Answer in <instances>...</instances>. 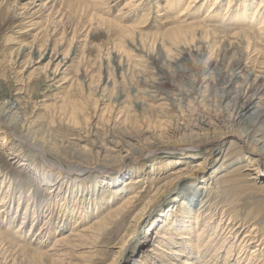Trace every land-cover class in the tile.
I'll return each instance as SVG.
<instances>
[{
    "label": "rangeland",
    "instance_id": "rangeland-1",
    "mask_svg": "<svg viewBox=\"0 0 264 264\" xmlns=\"http://www.w3.org/2000/svg\"><path fill=\"white\" fill-rule=\"evenodd\" d=\"M228 1L181 17L189 0H0V83L17 98L15 129L0 122V264H110L150 198L117 264H264V174L250 180L264 122L241 123L234 99L264 82V38L236 13L221 22ZM26 213L50 231L42 248L29 228L15 236Z\"/></svg>",
    "mask_w": 264,
    "mask_h": 264
},
{
    "label": "bare ground",
    "instance_id": "bare-ground-1",
    "mask_svg": "<svg viewBox=\"0 0 264 264\" xmlns=\"http://www.w3.org/2000/svg\"><path fill=\"white\" fill-rule=\"evenodd\" d=\"M132 2H135V0H131ZM169 1H174V0H169ZM205 0H189V4L187 5V8L186 10H181L179 11L180 12V16L181 17H187V16H191V15H194V13L198 12V10H200V7H207V3H208V0L206 2H203ZM238 1V0H237ZM236 0H229L228 3H227V7L225 9H223L226 13L224 14V18L223 20L221 21L222 23H224L226 20H227V16H229V14H234L236 13V17H235V20L236 22L238 20H241V22H244L246 19L247 20H250V25L251 27L250 28H253L255 26H260V27H257L259 29V31L261 32V39L264 38V20L263 21H259V18L261 17L260 16V13L262 12V10L264 9V6H262V3H259L257 5V9H255L254 4L253 5H247L246 3H239L237 2ZM245 1V0H244ZM264 1V0H263ZM131 2V3H132ZM183 2V0H177V4H181ZM222 2V0H214L213 2V5L211 6H208L207 9L209 10V12L212 14V13H216L217 11L221 10L223 7L220 5V3ZM131 3H129L127 6H130ZM251 3V2H250ZM138 5V4H137ZM173 5V4H172ZM172 5H170V7H173ZM177 6V5H176ZM235 8L236 11H235ZM172 9V8H171ZM234 10V11H233ZM216 11V12H215ZM212 18H215V15H212L210 16V20H212ZM236 24V23H235ZM228 25V24H227ZM254 32V31H253ZM246 36L248 37L249 36V32H246ZM249 41V39H247ZM264 42V40H263ZM261 53V52H260ZM52 60V59H51ZM239 62V61H237ZM236 66L242 68V63H236ZM239 69V68H238ZM242 71L244 72V69H242ZM249 79V78H248ZM201 80V79H200ZM228 81V80H226ZM250 81V80H249ZM248 81V82H249ZM252 81V80H251ZM247 82V92L246 93V90L245 92H240L238 91L235 96H234V99L236 102L239 101V103L237 104L236 106V117L239 116V119L242 122V119L247 115V114H250V121H258V120H262L264 122V82L262 80H254L252 83H248ZM228 84L230 82H227ZM13 85V84H12ZM227 88V87H226ZM226 93V92H225ZM164 95V94H163ZM234 101V102H235ZM257 101H259L261 103V105H257ZM16 102H17V98H16V95L13 93V90L11 88V86H7L5 84H2L0 83V122L3 123L4 125L10 127L9 129H15L14 128V125L10 122L8 123V117L10 115H12V111L15 110V106H16ZM234 106V104H233ZM234 106V107H235ZM229 109V108H228ZM256 110L254 113H251L253 110ZM227 110V109H226ZM232 110V109H231ZM234 111V110H233ZM11 117V116H10ZM234 118V117H232ZM228 120L229 117H227ZM220 120V119H219ZM238 119H231L232 121V124L235 126V122L237 121ZM223 121V119H222ZM221 121V122H222ZM230 121V123H231ZM248 121V120H247ZM246 121V122H247ZM30 122V121H29ZM220 122V121H218ZM259 123V122H258ZM220 124V123H219ZM246 124V123H245ZM23 125V124H22ZM26 125V124H25ZM28 125V124H27ZM257 125H261V124H257ZM16 127V126H15ZM193 128V127H191ZM22 129V128H21ZM23 129H25L23 127ZM186 129V128H185ZM200 129V128H199ZM215 130V129H214ZM258 130V129H257ZM183 131V130H182ZM253 131V130H252ZM260 131V130H259ZM8 132V131H7ZM207 132V131H205ZM204 132V133H205ZM250 132V131H249ZM16 133V132H14ZM185 133V132H184ZM10 134V133H9ZM244 134V133H242ZM247 134V133H246ZM251 134V133H250ZM14 135V134H13ZM245 135V134H244ZM16 136V135H14ZM243 137V136H242ZM241 138V137H240ZM250 138H251V135H250ZM5 139V138H4ZM252 139V138H251ZM244 140V139H243ZM134 142H129L127 144V148L128 150L124 151V153L126 152V156L125 158H127V156H129L132 151H134V149L136 148V145L140 144V141L139 140H133ZM259 142V141H258ZM4 143V142H3ZM78 147V146H77ZM11 149V147H10ZM15 151V150H14ZM82 151V150H81ZM38 153L40 154L42 160L50 167V166H53V165H56L54 164L53 162H51L47 157H46V154L40 150H38ZM264 154V153H263ZM262 156V155H261ZM123 158V157H122ZM260 160V159H259ZM258 161V160H257ZM202 167V166H201ZM58 170L60 167H58ZM201 169L202 168H197L196 170H192L191 173L189 174V176H191L194 180H198L199 181V184L204 183V178L203 176H200V173H201ZM71 172V173H80L81 172H84V171H91L90 168H71V169H68V170H64V172ZM256 172H257V177H251L250 180H253V179H258L260 177H262V174H264V172H261L260 169H259V165H257V169H256ZM182 176H179L178 177V181L177 182H180L181 180H183V178H181ZM202 177V178H201ZM117 179V176H115L111 181L114 182L115 180ZM48 185L51 186V189L56 192V196H60L61 192H62V189H63V183L59 184H53L52 185V180L50 179H47L45 178L44 180ZM116 182V181H115ZM49 186V187H50ZM177 186V185H176ZM194 186V185H193ZM192 186V187H193ZM52 192V191H51ZM49 193H50V190H49ZM197 194H194L192 196H196ZM137 196V195H136ZM157 196V195H156ZM180 196V195H179ZM190 195H187V199L184 198L187 203L185 204V206H187L189 204V202L191 201L192 199V203H193V200H194V197H192ZM56 198V197H55ZM181 198V197H180ZM12 200V199H11ZM64 200V199H63ZM66 200V199H65ZM32 201V200H31ZM40 201V200H39ZM158 199L156 201L153 200V198L149 199L147 202L143 203L144 205H142V208L134 215L133 217V220H132V223L130 224V226L128 227V230L125 234L124 237H122V239L120 240L119 242V246L117 248V251H116V255H115V258L113 259L112 263L110 264H117L119 262H121L124 258H125V254L128 252V251H131L133 248L135 249L136 247V239L138 237V230H139V226L141 225V223H143L146 218H148L151 214H152V211L155 210L157 207H158ZM184 201V200H183ZM36 202V201H35ZM208 203V202H207ZM2 207L6 206V198L3 200V202L1 203ZM63 204V203H62ZM74 204V203H73ZM204 204V203H203ZM34 205V204H33ZM193 205V204H192ZM206 205V204H205ZM73 206V205H72ZM75 208V207H74ZM204 208V206H203ZM73 210V209H72ZM65 211V210H64ZM63 211V212H64ZM67 211V210H66ZM76 211V210H75ZM0 212H2V208L0 207ZM3 212H6L3 211ZM37 212H35L36 214ZM42 213V212H41ZM69 214V212H67ZM73 213V211H72ZM5 214H8V211L5 213ZM50 214H52V209H51V212ZM14 216L10 215L11 217L8 218L7 222L8 224L6 225L8 227V229H11L12 226H14L12 223H13V219L17 216V212H15L13 214ZM72 215V214H71ZM224 215V214H223ZM25 218L24 220L22 221V224L18 227V229L15 231V236H17L16 234L18 232H21L20 235H19V238L24 240L26 239L27 235L26 234H22V231L26 228H29V232H32L35 234L37 233V235L35 234L34 237L35 241H36V244L39 245L38 247L42 248L43 247V242L46 240H48L50 238V231L48 230V227L45 228V227H41L39 228V230H35V228L38 226L36 220L32 223L26 221V218H27V213L25 214ZM64 216V215H63ZM37 217V216H36ZM35 217V218H36ZM39 217V216H38ZM5 218V217H4ZM65 218V217H64ZM48 219V218H47ZM39 221V220H38ZM63 221V220H62ZM68 221V220H67ZM47 223H49V225L52 224V220L51 221H47ZM65 223V222H64ZM230 223V222H229ZM31 224V225H30ZM2 225H5V223L3 222ZM237 227V226H236ZM239 228V227H238ZM234 230V229H232ZM231 232V231H230ZM258 236V235H257ZM4 234L0 232V240H2L4 238ZM200 236H199V240H200ZM42 240V241H41ZM145 240H147V238H145ZM244 241V239H243ZM151 242V241H150ZM245 242V241H244ZM143 248V247H142ZM245 248V247H244ZM52 250V249H51ZM58 250V249H56ZM55 250V251H56ZM60 251V250H59ZM58 251V252H59ZM133 251V250H132ZM231 251V250H230ZM57 252V251H56ZM58 254V253H57ZM59 255V254H58ZM180 255V254H179ZM200 255V254H199ZM228 255L230 256L231 255V252H228ZM58 258V257H57ZM62 262V261H61ZM59 264V263H57ZM64 264V263H63ZM66 264V263H65ZM128 264H131L130 262ZM188 264H191V262H188Z\"/></svg>",
    "mask_w": 264,
    "mask_h": 264
}]
</instances>
